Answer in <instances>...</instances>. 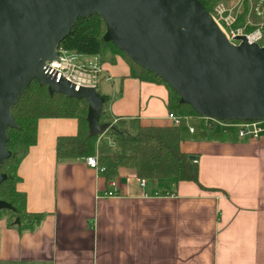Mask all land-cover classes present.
<instances>
[{
	"label": "crops",
	"instance_id": "1",
	"mask_svg": "<svg viewBox=\"0 0 264 264\" xmlns=\"http://www.w3.org/2000/svg\"><path fill=\"white\" fill-rule=\"evenodd\" d=\"M97 66V91L109 98L112 120L171 124L163 85L129 78L120 58ZM197 120H185L180 149L196 157L203 190L156 180L141 187L134 171L119 169L111 198L107 179L85 159L56 161V140L75 136L76 121L39 120L16 189L26 211L43 218L23 232L0 219V264H264V135L204 138L205 120L198 134L188 132Z\"/></svg>",
	"mask_w": 264,
	"mask_h": 264
},
{
	"label": "water",
	"instance_id": "2",
	"mask_svg": "<svg viewBox=\"0 0 264 264\" xmlns=\"http://www.w3.org/2000/svg\"><path fill=\"white\" fill-rule=\"evenodd\" d=\"M92 16L104 23V42L163 81L201 118L264 121V47L243 37L237 46L229 43L197 0H0V184L11 156L7 131L17 128L11 110L32 81L49 96L83 99L90 137L109 128L98 124L104 99L95 89L75 91L44 72L75 22ZM0 210L12 208L0 201Z\"/></svg>",
	"mask_w": 264,
	"mask_h": 264
},
{
	"label": "trees",
	"instance_id": "3",
	"mask_svg": "<svg viewBox=\"0 0 264 264\" xmlns=\"http://www.w3.org/2000/svg\"><path fill=\"white\" fill-rule=\"evenodd\" d=\"M197 1L211 14L217 5L229 4L234 0ZM104 33L105 26L99 17L78 19L68 36L59 44L58 50L78 58L96 59L99 66L114 65L115 59L120 58L129 68V78L163 85L167 89L168 113L182 120L201 118L189 106L180 105L177 95L163 81L136 66L113 44L104 42ZM97 93L104 99L98 124H107L109 128L103 136L90 137L85 121L87 103L83 99L66 98L59 94L49 96L47 87L40 86L36 81L24 89L11 110L17 128L7 131L6 149L11 156L1 167L6 180L0 184V201L8 204L12 210H0V219L6 218L11 226L23 232L32 231L43 218L42 215L26 211L25 195L16 189L20 182L18 166L28 154L29 148L36 143V125L41 119H72L77 123L75 136L56 140L55 156L58 163L94 157L98 166L104 169L103 175L107 181L114 180L119 169H128L134 171L140 180L188 182L203 190L198 183V168L194 161L196 157L180 149L179 127L172 124L143 126L137 118L112 120L107 112L109 98ZM205 121L201 134L204 138H226L232 133L226 130L218 133L214 123ZM190 157L194 160L190 161ZM16 219L18 225L15 224Z\"/></svg>",
	"mask_w": 264,
	"mask_h": 264
},
{
	"label": "built area",
	"instance_id": "4",
	"mask_svg": "<svg viewBox=\"0 0 264 264\" xmlns=\"http://www.w3.org/2000/svg\"><path fill=\"white\" fill-rule=\"evenodd\" d=\"M210 16L229 43L237 46L240 42L235 39L243 37L248 44L264 47V0H234L229 4H219ZM58 52L59 56L56 60L45 64L44 72L46 74L55 76L57 81L66 80L74 86L75 91L80 88L97 89L100 75L97 65L79 63L78 57L61 50ZM167 119L175 127H179L183 121L171 113H168ZM210 122L217 123V127L223 130L232 131L240 139L255 140L264 135V121ZM188 132L193 134L194 128L189 127ZM85 163L89 169L103 174L104 169L98 166L96 158L88 157L85 159ZM139 184L143 187L145 180H140ZM108 187L110 192L106 194V197H116L115 180L108 181Z\"/></svg>",
	"mask_w": 264,
	"mask_h": 264
},
{
	"label": "rangeland",
	"instance_id": "5",
	"mask_svg": "<svg viewBox=\"0 0 264 264\" xmlns=\"http://www.w3.org/2000/svg\"><path fill=\"white\" fill-rule=\"evenodd\" d=\"M87 60L89 61L88 58H82L81 57V58L78 59V62L79 63H82V62L87 61ZM93 64L97 65V60L95 62H93ZM204 120L205 119L200 118L197 121L190 122L189 125L192 126L195 129V134H198V132L200 131V129H201V126L200 125H202L200 123L203 122ZM186 123L187 122L185 120L181 121L180 126H179V132H180V134H182V133L188 134L187 133V127H188L187 125L188 124H186ZM214 124H215V126H218L217 123H214Z\"/></svg>",
	"mask_w": 264,
	"mask_h": 264
}]
</instances>
